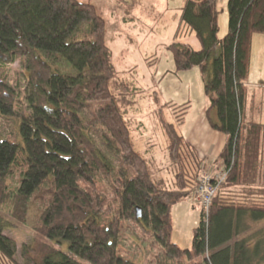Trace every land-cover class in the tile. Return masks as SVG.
I'll list each match as a JSON object with an SVG mask.
<instances>
[{"label": "trees", "instance_id": "16d2710c", "mask_svg": "<svg viewBox=\"0 0 264 264\" xmlns=\"http://www.w3.org/2000/svg\"><path fill=\"white\" fill-rule=\"evenodd\" d=\"M226 12L227 31L218 38L216 0H182L180 23L200 49L183 42L167 48L173 73L198 68L205 119L224 136L213 169L225 175H209L215 193L207 211L198 207L189 250L171 242L170 218L207 167L176 129L189 102L166 103L176 123L159 122L175 170L168 185L153 180L135 149L124 109L130 88L116 78L96 8L79 0H0V121L18 118L0 137V264H133L117 255L125 222L152 236L166 264H264V231L234 240L264 219V124L247 118L251 37L264 35V0H226ZM82 25L84 37L71 38ZM17 62L26 114L15 111L17 92L4 78ZM6 217L34 233L18 250L5 234ZM198 256L202 263L193 262Z\"/></svg>", "mask_w": 264, "mask_h": 264}, {"label": "rangeland", "instance_id": "374dc122", "mask_svg": "<svg viewBox=\"0 0 264 264\" xmlns=\"http://www.w3.org/2000/svg\"><path fill=\"white\" fill-rule=\"evenodd\" d=\"M79 1L93 5L97 13L105 20L104 41L111 51L116 78L130 88L129 95L125 98L124 109L130 122L135 149L147 160L151 178L164 180L168 185L175 169L169 163L166 153L167 138L159 121L173 125L176 122H174L171 108L166 103L180 105L189 102L190 107L184 117L183 125L176 126L180 133L188 130L195 113H198L199 108L206 103L198 68L173 73L174 63L167 49L172 42H183L189 44L194 50L200 49L194 34L180 23L182 0ZM216 4L219 11L217 36L221 38L227 31L226 0H216ZM3 20L0 15V25L5 26L6 23ZM86 28V25H82L71 38L82 39ZM261 49L264 52V35H255L251 53L255 67L250 77L251 81L255 77L256 68L260 64L264 66ZM151 60H154V63L148 64ZM62 68V71H69L65 65ZM24 73L23 67L18 62L4 68L6 82L17 92L18 102L14 109L16 112L26 114L28 110L24 101ZM256 81L257 85L263 86L264 75L258 76ZM153 94L157 95V102L154 101ZM263 97L261 94L253 96L254 103L257 104ZM258 106L260 107L258 113H264V99ZM258 113H255V119H259ZM0 122L4 127L0 130V137H4L9 135L11 130L7 122L16 127L18 118L11 116L1 119ZM206 166V169L202 170L204 175L211 174L223 179L225 174L222 171L214 170L212 164H206ZM188 170L191 171L190 166ZM100 185L105 186V183L101 182ZM198 207L190 198L179 201L171 207V242L180 249L191 250L193 232L199 224ZM7 220L11 222V225L5 230V234L14 240L18 250L31 241L34 233L27 225H20L9 218ZM135 227L126 222L122 225V232L117 239V255L133 264H166L168 261L163 257L162 248L155 244L152 236L146 234L141 227ZM138 230L140 234L136 233ZM262 231H264V219L249 222L246 232L234 240L255 239ZM67 245L66 241L61 240L58 248L66 252ZM202 261V256L193 260L195 263H202ZM81 262L87 264L84 261ZM185 262L188 263V261Z\"/></svg>", "mask_w": 264, "mask_h": 264}, {"label": "crops", "instance_id": "0c3cea01", "mask_svg": "<svg viewBox=\"0 0 264 264\" xmlns=\"http://www.w3.org/2000/svg\"><path fill=\"white\" fill-rule=\"evenodd\" d=\"M254 37L255 35H252L251 37L249 76L247 80V88L249 90V105H252L253 109L251 111L249 110L247 118L254 122L264 124V113H258L260 110V107L258 105L261 104V100L264 99V97L260 98L257 104L254 103L253 98V96L260 94L264 96V85H257L258 83L256 81V78L258 76L264 75V66L262 67L260 64V66L256 68L257 71L255 72V77L252 78V81L250 80V77L252 76L255 67L251 54L253 49ZM260 53H262L261 56L264 60V52L262 49L260 50ZM205 106L206 103L199 108V110L197 111L198 113H195L188 130H186L184 134L186 135L187 144L191 146V148H193L197 156L202 159L206 164H212L214 166V164L216 163V158L224 146V136L218 132L211 130L208 126L203 113ZM254 112L258 113L259 119H255Z\"/></svg>", "mask_w": 264, "mask_h": 264}, {"label": "built area", "instance_id": "2783aa9c", "mask_svg": "<svg viewBox=\"0 0 264 264\" xmlns=\"http://www.w3.org/2000/svg\"><path fill=\"white\" fill-rule=\"evenodd\" d=\"M217 180L221 178H216ZM211 177L207 174H201L195 193L190 198L194 201V205H198L207 211L211 198L215 193V187L210 185Z\"/></svg>", "mask_w": 264, "mask_h": 264}, {"label": "water", "instance_id": "95a60500", "mask_svg": "<svg viewBox=\"0 0 264 264\" xmlns=\"http://www.w3.org/2000/svg\"><path fill=\"white\" fill-rule=\"evenodd\" d=\"M140 210L137 208L136 209V214H135V216H136V218H140Z\"/></svg>", "mask_w": 264, "mask_h": 264}]
</instances>
